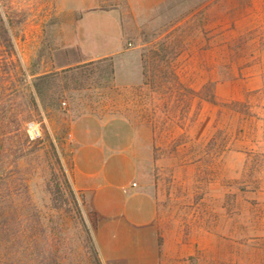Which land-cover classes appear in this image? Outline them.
I'll list each match as a JSON object with an SVG mask.
<instances>
[{
  "label": "rangeland",
  "instance_id": "obj_1",
  "mask_svg": "<svg viewBox=\"0 0 264 264\" xmlns=\"http://www.w3.org/2000/svg\"><path fill=\"white\" fill-rule=\"evenodd\" d=\"M2 2L0 264H264V0ZM119 35L121 55H84ZM76 134L98 167L136 161L151 228L103 226L72 184Z\"/></svg>",
  "mask_w": 264,
  "mask_h": 264
},
{
  "label": "crops",
  "instance_id": "obj_2",
  "mask_svg": "<svg viewBox=\"0 0 264 264\" xmlns=\"http://www.w3.org/2000/svg\"><path fill=\"white\" fill-rule=\"evenodd\" d=\"M97 10L99 9L88 11L86 14L90 17L100 14V17L112 20L118 14V10ZM120 36L114 47L103 46L100 50L96 48L91 54L84 55L89 60L121 55L124 53L125 39L124 36L122 38ZM96 47L99 48V46ZM132 68H134L132 82L138 85L144 77L143 65L139 58H135ZM88 139L92 141L88 143L91 149L85 152L83 147L86 143L79 134L75 136L78 149L75 154V172L71 178L74 189L90 196L96 211L105 221L104 227H115L120 220L128 229L151 228L157 214L156 202L153 193L142 183L143 173L137 170L136 161L134 160L133 167L131 165V169L128 170L127 166L123 168L117 161L118 157L113 158L108 154L100 158V162H104L105 165L98 167L99 158L95 147L99 146V140L94 137ZM116 161L117 163L113 164ZM137 232L132 236L139 237Z\"/></svg>",
  "mask_w": 264,
  "mask_h": 264
},
{
  "label": "trees",
  "instance_id": "obj_3",
  "mask_svg": "<svg viewBox=\"0 0 264 264\" xmlns=\"http://www.w3.org/2000/svg\"><path fill=\"white\" fill-rule=\"evenodd\" d=\"M17 23H19V20L15 21L14 17L9 18L5 13L3 2L0 0V50L8 53L10 58L17 54L12 36V28L16 26ZM70 192L71 196H73V192Z\"/></svg>",
  "mask_w": 264,
  "mask_h": 264
},
{
  "label": "built area",
  "instance_id": "obj_4",
  "mask_svg": "<svg viewBox=\"0 0 264 264\" xmlns=\"http://www.w3.org/2000/svg\"><path fill=\"white\" fill-rule=\"evenodd\" d=\"M26 132L28 138L31 141H37L42 137V129L39 123L36 122H29L26 125Z\"/></svg>",
  "mask_w": 264,
  "mask_h": 264
}]
</instances>
